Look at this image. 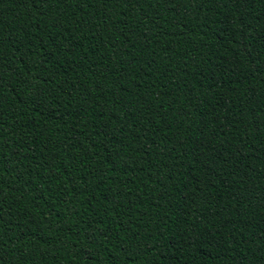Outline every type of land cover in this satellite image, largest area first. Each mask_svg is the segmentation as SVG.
Returning <instances> with one entry per match:
<instances>
[{
    "label": "trees",
    "instance_id": "1",
    "mask_svg": "<svg viewBox=\"0 0 264 264\" xmlns=\"http://www.w3.org/2000/svg\"><path fill=\"white\" fill-rule=\"evenodd\" d=\"M0 264H264V0H0Z\"/></svg>",
    "mask_w": 264,
    "mask_h": 264
}]
</instances>
